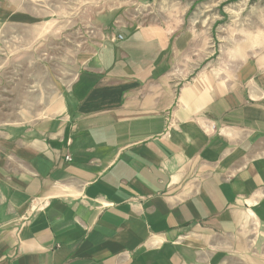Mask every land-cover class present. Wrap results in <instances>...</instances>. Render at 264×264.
Returning a JSON list of instances; mask_svg holds the SVG:
<instances>
[{
  "label": "crops",
  "instance_id": "1",
  "mask_svg": "<svg viewBox=\"0 0 264 264\" xmlns=\"http://www.w3.org/2000/svg\"><path fill=\"white\" fill-rule=\"evenodd\" d=\"M21 3L0 29L42 23ZM173 29L103 27L50 116L0 126V264H264V52L182 73L209 58Z\"/></svg>",
  "mask_w": 264,
  "mask_h": 264
},
{
  "label": "rangeland",
  "instance_id": "2",
  "mask_svg": "<svg viewBox=\"0 0 264 264\" xmlns=\"http://www.w3.org/2000/svg\"><path fill=\"white\" fill-rule=\"evenodd\" d=\"M21 2L20 8L29 5L42 23L30 30L0 29V126L50 116V107L73 80L71 61L63 58L68 60L84 48L90 36L99 37L103 27L160 23L174 28L175 38L186 36L195 44L204 43L209 60L180 59L176 63L182 73L225 62L226 53L237 44L244 47L253 42L255 51L264 52V0ZM190 53H197L196 47Z\"/></svg>",
  "mask_w": 264,
  "mask_h": 264
},
{
  "label": "built area",
  "instance_id": "3",
  "mask_svg": "<svg viewBox=\"0 0 264 264\" xmlns=\"http://www.w3.org/2000/svg\"><path fill=\"white\" fill-rule=\"evenodd\" d=\"M119 39H122V37H119ZM67 159H68V160H71V158H70V157H67Z\"/></svg>",
  "mask_w": 264,
  "mask_h": 264
}]
</instances>
